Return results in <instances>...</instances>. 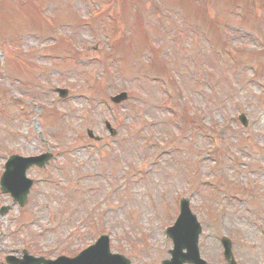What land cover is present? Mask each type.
Instances as JSON below:
<instances>
[{
  "label": "rangeland",
  "instance_id": "1",
  "mask_svg": "<svg viewBox=\"0 0 264 264\" xmlns=\"http://www.w3.org/2000/svg\"><path fill=\"white\" fill-rule=\"evenodd\" d=\"M102 34L112 38L108 55ZM148 44L158 48L151 66L141 59ZM147 75L166 81L201 131L167 124ZM121 89L125 101L101 103ZM107 117L114 137L102 125ZM154 138L170 147L140 165ZM213 140L218 148L208 152ZM47 149L54 160L29 169L35 182L25 206L0 217V264L22 249L68 254L94 229L108 232L131 264H160L181 196L202 226L209 264H226L222 234L239 264H264V0H0V172L10 152ZM9 202L0 192V206ZM84 215L90 225L75 227Z\"/></svg>",
  "mask_w": 264,
  "mask_h": 264
},
{
  "label": "water",
  "instance_id": "2",
  "mask_svg": "<svg viewBox=\"0 0 264 264\" xmlns=\"http://www.w3.org/2000/svg\"><path fill=\"white\" fill-rule=\"evenodd\" d=\"M182 219V221H181ZM178 221L175 227H173L170 231L171 236L173 237L175 241V249L172 251L174 260L173 263H175V260L178 261L177 264H181L184 260L193 261L196 264H202L201 261L198 260L197 254H196V237L199 231V228L196 227H189V222H191V219L188 221L186 218H182ZM181 221V222H180ZM192 223V222H191ZM188 248V253L186 255H183L186 258L180 257L179 253H181L182 248ZM230 264L233 263V260H230Z\"/></svg>",
  "mask_w": 264,
  "mask_h": 264
}]
</instances>
